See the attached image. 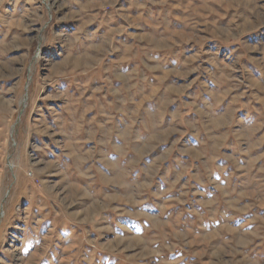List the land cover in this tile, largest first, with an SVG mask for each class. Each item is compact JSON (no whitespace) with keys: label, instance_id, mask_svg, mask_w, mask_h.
I'll return each instance as SVG.
<instances>
[{"label":"rangeland","instance_id":"rangeland-1","mask_svg":"<svg viewBox=\"0 0 264 264\" xmlns=\"http://www.w3.org/2000/svg\"><path fill=\"white\" fill-rule=\"evenodd\" d=\"M136 1L154 85L89 80L65 1L0 0V264H264V0Z\"/></svg>","mask_w":264,"mask_h":264},{"label":"crops","instance_id":"crops-1","mask_svg":"<svg viewBox=\"0 0 264 264\" xmlns=\"http://www.w3.org/2000/svg\"><path fill=\"white\" fill-rule=\"evenodd\" d=\"M62 1L67 3L66 9L68 11H75L76 17H81L78 26L74 29L78 34H84L76 38V42L79 39L82 47L81 49L77 48L76 52L72 54L77 57L81 55L87 59L84 73L87 74L89 80L94 83L97 77L96 73L99 74V72L101 73L99 80H104V70L105 72L111 71L110 67L115 64V77L120 85L155 84L156 79L153 72L155 64H157L155 57L165 52L161 49L124 50L125 45L130 43L129 45L133 46L135 41L133 40L131 44L132 35L126 32V28L131 27V25H136V27L141 24L150 25V18H153V14L150 15L149 13L150 6L138 3L136 0ZM112 46H115L114 49H112ZM77 47H79V44H77ZM107 57L110 58V62H106ZM167 61L168 59L164 58L162 62V69L167 74L162 78H157V82L163 83L171 75V67ZM129 64H132L131 67H126ZM140 72H142L141 76L135 74ZM129 73H131L130 76ZM96 84H101V82L98 81ZM93 94L95 93L93 92L91 95L93 96ZM188 113L189 110L186 109V114ZM119 136H116V138L118 139ZM178 154L181 155L180 152Z\"/></svg>","mask_w":264,"mask_h":264}]
</instances>
